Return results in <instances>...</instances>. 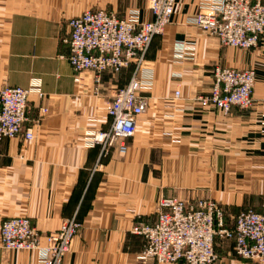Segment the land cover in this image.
Wrapping results in <instances>:
<instances>
[{
	"label": "crops",
	"instance_id": "0c3cea01",
	"mask_svg": "<svg viewBox=\"0 0 264 264\" xmlns=\"http://www.w3.org/2000/svg\"><path fill=\"white\" fill-rule=\"evenodd\" d=\"M199 5L176 0L170 23L152 38L149 104L119 154L88 140L108 128L105 104L133 66L105 72L97 84L91 71L72 70L64 40L68 21L85 10L124 18L136 8L149 20L148 0H0V88L39 82L43 93L29 95L24 129L32 138L0 142V226L26 216L43 247L62 220L75 218L81 226L61 264H161L139 259L143 241L130 232L136 221L156 220L161 197L213 200L227 226L241 210L264 214V37L251 49L223 46L189 22ZM182 44L191 53L177 58ZM215 65L254 70L252 108L224 116L193 100L208 93ZM214 248L213 264H260L236 257L230 240ZM39 252L6 251L0 238V264H41Z\"/></svg>",
	"mask_w": 264,
	"mask_h": 264
},
{
	"label": "built area",
	"instance_id": "2783aa9c",
	"mask_svg": "<svg viewBox=\"0 0 264 264\" xmlns=\"http://www.w3.org/2000/svg\"><path fill=\"white\" fill-rule=\"evenodd\" d=\"M176 0H148L149 20H141L139 10L132 8L124 18L103 9L85 10L68 21L69 33L64 40L65 56L72 70L93 73L99 83L101 74L118 73L133 66L128 83L118 88L105 104L109 120L106 130H96L89 144L102 151L116 148L119 154L127 150L126 140L134 135L137 118L148 107L146 92L153 83L152 71L145 67L146 52L152 38L161 35L174 13ZM189 22L214 36L223 46L251 49L264 37V3L261 0H200L197 13ZM191 49L177 46V58H184ZM78 80V77H75ZM255 72L250 68L215 65L208 93L193 100L226 116L232 108L253 107ZM43 96L40 83L26 88H0V142L3 138L23 135L29 140L32 130L24 129L27 121L29 95ZM174 99L180 91H174ZM40 113L47 111L39 108ZM224 212L214 201L199 199L193 204L168 198L160 199L153 223L136 221L130 232L142 238L141 260L158 263L213 264L218 255L216 238L233 241L235 254L243 260L264 264V214L252 209L241 210L233 225L224 223ZM81 223L75 218L61 221L47 234L45 246H39L40 233L26 216L5 219L0 226L1 246L7 251L38 250L41 264H61Z\"/></svg>",
	"mask_w": 264,
	"mask_h": 264
},
{
	"label": "rangeland",
	"instance_id": "374dc122",
	"mask_svg": "<svg viewBox=\"0 0 264 264\" xmlns=\"http://www.w3.org/2000/svg\"><path fill=\"white\" fill-rule=\"evenodd\" d=\"M127 143V142H126ZM168 199V198H166V197H161V198H159V200H158V205H159V201H160V199ZM171 198H174V197H171ZM174 199H177V198H174ZM178 200H181V201H184L185 203H188V204H193V203H195V202H197L198 200H195V201H186V200H182V199H178ZM213 201V200H212ZM216 203V202H215ZM217 204V203H216ZM218 206H219V204H217ZM219 207H221V206H219ZM222 208V207H221ZM222 210H223V208H222ZM157 211H158V206H157ZM223 212H224V210H223ZM224 216H225V212H224ZM156 217H157V214H156ZM11 218V217H10ZM224 218V217H223ZM235 218V217H234ZM234 218H233V220H234ZM8 219V218H7ZM233 220H232V225H233ZM32 223V222H31ZM224 223H225V221H224ZM33 225V224H32ZM35 227V226H34ZM57 229V228H56ZM55 229V230H56ZM40 233V232H39ZM78 233V232H77ZM41 235V234H40ZM76 236V235H75ZM74 236V237H75ZM215 240H217V241H219V242H222L223 240H228V239H222V238H216ZM230 241H232V240H230ZM214 244H215V241H214ZM2 247V246H1ZM5 250V249H4ZM214 250H215V248H214ZM7 251V250H6ZM232 251H233V253H234V255L236 256V257H238L236 254H235V252H234V249H233V241H232ZM238 258H240V257H238ZM218 260V259H217ZM216 260V261H217ZM250 261H253V260H250ZM156 262V261H155ZM156 263H158V262H156ZM161 264H164V263H161Z\"/></svg>",
	"mask_w": 264,
	"mask_h": 264
},
{
	"label": "trees",
	"instance_id": "16d2710c",
	"mask_svg": "<svg viewBox=\"0 0 264 264\" xmlns=\"http://www.w3.org/2000/svg\"><path fill=\"white\" fill-rule=\"evenodd\" d=\"M246 210V209H245Z\"/></svg>",
	"mask_w": 264,
	"mask_h": 264
}]
</instances>
